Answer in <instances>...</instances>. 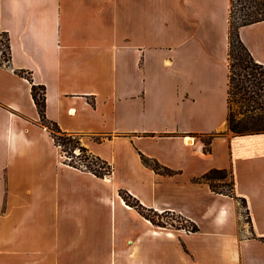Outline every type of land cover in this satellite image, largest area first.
<instances>
[{
  "label": "crops",
  "instance_id": "0c3cea01",
  "mask_svg": "<svg viewBox=\"0 0 264 264\" xmlns=\"http://www.w3.org/2000/svg\"><path fill=\"white\" fill-rule=\"evenodd\" d=\"M229 6L0 0L11 55L0 64V264H264V132L226 125ZM239 37L264 65V20ZM28 78L45 88L46 117L109 175L64 161ZM211 169L228 172L233 194L201 179ZM120 190L198 229L155 225Z\"/></svg>",
  "mask_w": 264,
  "mask_h": 264
},
{
  "label": "trees",
  "instance_id": "16d2710c",
  "mask_svg": "<svg viewBox=\"0 0 264 264\" xmlns=\"http://www.w3.org/2000/svg\"><path fill=\"white\" fill-rule=\"evenodd\" d=\"M228 16V89H227V130L235 135H246L264 132V65L258 63L239 37V28L254 22L264 20V0H229ZM10 43L7 32L0 31V64L9 65L10 62ZM20 74L24 71L20 70ZM30 80V78H28ZM31 83V96L38 110L42 125L49 131L53 141L60 148L64 161L71 166L83 168L91 171L93 174L103 177L111 173V166L87 151L80 144L76 135L62 131L55 121L48 119L45 115V88L43 85ZM236 109H232V105ZM204 143V149H209L210 137L201 136ZM67 145H70L68 156L65 154ZM78 154H74V150ZM144 164L152 167L156 172L169 173L170 170L160 165L157 161L141 155ZM226 175L225 169H211L205 173L201 179L207 182L210 188L216 192L233 194L232 183L230 180V190H218L212 184L213 178ZM119 194L124 201L134 207L141 215L149 219L153 224L166 226L165 222L155 220L152 212L156 216L159 213L153 209L143 206L138 199L133 197L127 191L120 190ZM243 206L245 201L240 200ZM247 221L249 219L247 217ZM184 227V226H178ZM195 224L190 223V231H196ZM264 241V238H262Z\"/></svg>",
  "mask_w": 264,
  "mask_h": 264
},
{
  "label": "rangeland",
  "instance_id": "374dc122",
  "mask_svg": "<svg viewBox=\"0 0 264 264\" xmlns=\"http://www.w3.org/2000/svg\"><path fill=\"white\" fill-rule=\"evenodd\" d=\"M232 109H236V106L234 104L232 105ZM68 147L70 148V145H67V148H66L67 151H65V154L67 156H68L67 152H70V149ZM75 151H77V152H75ZM77 153H79V152L77 149H75L74 154L77 155ZM111 171H112V167H111ZM211 182L215 186V188H217L218 190H225V191L230 190L231 185H230V178H229L228 174L218 176V178L215 177L211 180ZM239 203L241 206H243L241 201H239ZM243 213H244V211H243ZM149 214L154 216L155 220L165 222L168 226H173V227L184 226L187 229L190 228V223L188 221H186L183 217H181L175 213L162 212V213H159V216H156L152 212H150ZM34 257L35 256L32 254L25 256V258H28V259H33ZM29 262H31V261H29Z\"/></svg>",
  "mask_w": 264,
  "mask_h": 264
},
{
  "label": "built area",
  "instance_id": "2783aa9c",
  "mask_svg": "<svg viewBox=\"0 0 264 264\" xmlns=\"http://www.w3.org/2000/svg\"><path fill=\"white\" fill-rule=\"evenodd\" d=\"M75 152H77V151H75ZM78 154V153H77Z\"/></svg>",
  "mask_w": 264,
  "mask_h": 264
}]
</instances>
